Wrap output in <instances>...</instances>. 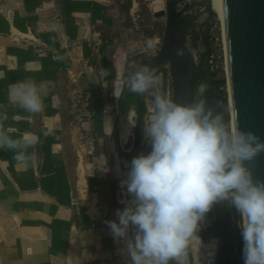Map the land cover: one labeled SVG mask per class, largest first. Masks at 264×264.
Listing matches in <instances>:
<instances>
[{
	"label": "crops",
	"instance_id": "0c3cea01",
	"mask_svg": "<svg viewBox=\"0 0 264 264\" xmlns=\"http://www.w3.org/2000/svg\"><path fill=\"white\" fill-rule=\"evenodd\" d=\"M0 1V113L7 116L0 131L14 140L38 138L26 162L0 148V264H130L107 222L125 207L115 202L130 199L120 182L141 149L132 148L129 132L115 148L114 116L94 111L74 125L66 94L67 68L93 88L99 32L110 24L101 15L107 0ZM25 80L46 89L40 113L11 102L12 88ZM79 133L93 135L91 144L80 145ZM83 186L93 192L95 211L85 209Z\"/></svg>",
	"mask_w": 264,
	"mask_h": 264
},
{
	"label": "clouds",
	"instance_id": "9594fccd",
	"mask_svg": "<svg viewBox=\"0 0 264 264\" xmlns=\"http://www.w3.org/2000/svg\"><path fill=\"white\" fill-rule=\"evenodd\" d=\"M147 46L152 47L151 39ZM124 89L150 101L143 117L150 151L127 162L120 184L130 199L122 200L125 207L116 210L117 219L107 222L113 237L123 240L121 251L130 264H192L193 245L202 246L198 232L206 215L222 202L240 216L244 264H264V179L249 166L264 153V139L229 126L208 104L205 83L197 84L194 98L178 102L163 90L157 68L140 64L125 70L115 96ZM44 94L43 85L25 80L12 88L11 102L36 114L44 109ZM3 119L7 116L0 113ZM135 124L136 115H128V125ZM37 142L34 136L14 140L0 131V148L15 151L18 162H26L27 149Z\"/></svg>",
	"mask_w": 264,
	"mask_h": 264
},
{
	"label": "water",
	"instance_id": "95a60500",
	"mask_svg": "<svg viewBox=\"0 0 264 264\" xmlns=\"http://www.w3.org/2000/svg\"><path fill=\"white\" fill-rule=\"evenodd\" d=\"M199 5H203V8L193 12V7ZM218 6L231 126L237 125L245 131L251 130L264 139V0H218ZM202 10L210 13L208 0H163V9L153 12L154 17H164L157 53L146 58L142 50L134 48L131 53L127 52L126 59L127 62L131 61V64H127L125 70L131 71L132 65L140 64H150L158 71L167 69L174 99L178 102L190 100L192 96L188 80L193 59L187 47L186 37L191 36L192 40L196 38V32L192 29L193 19L195 14ZM178 48L183 51V55H177ZM206 98L208 104L217 110L221 98H214L211 91L207 93ZM143 100V96L127 89L114 98L111 140L115 148H119L120 124L127 119L131 107L135 110L136 130L139 129ZM249 166L256 177L264 179V153L249 162ZM213 208L221 222L215 247V264H226L225 258L231 260L233 257V222L227 210V202L217 203Z\"/></svg>",
	"mask_w": 264,
	"mask_h": 264
},
{
	"label": "rangeland",
	"instance_id": "374dc122",
	"mask_svg": "<svg viewBox=\"0 0 264 264\" xmlns=\"http://www.w3.org/2000/svg\"><path fill=\"white\" fill-rule=\"evenodd\" d=\"M106 4L107 5L103 6L104 7V9H102L103 14L101 13V15L102 18H106L107 20L110 18L108 20L110 24L102 28L99 32L100 34L106 37V41H105V45L102 48V51L101 52L98 51V53L95 54V56L97 57V61L99 63H100V57L101 56L104 57L106 64L111 65V67L114 69V75L116 78L118 77L116 60L121 59L123 61V66H124V62H125L124 58L127 54V51L131 53L134 48H137L143 51V55L146 58H149L157 53L162 38L164 17L163 16L154 17L153 12L163 6V0H130L129 3H127V0H107ZM197 9H198L197 6L193 7V10H197ZM198 24L203 25V31L206 36V43L208 48L206 54L204 55L205 56L204 63H205V69L207 68L208 72H210L209 80L201 79L200 83L207 84L208 90H211V92L214 94L215 97L224 100L226 123L229 126H231L224 49L222 42L223 38H222L221 20L219 15L215 11L211 10L210 13L208 14L207 12L202 10L196 13L193 19V26L197 27ZM149 39H151L152 41V47L147 46V41ZM97 44H100V42L98 41ZM187 47L191 52L193 60H196L197 56L200 53H202L204 50V47L200 42H197L196 46L192 47L188 39H187ZM105 68L108 70L107 67ZM159 74L162 75L163 90L172 93V84L167 69H164L162 72H159ZM195 94L196 92L194 93V97ZM95 102L98 101L96 100ZM144 103L146 105V111H147V106L150 103L147 96L144 97ZM94 108H96V106ZM146 111L144 112L143 117L146 114ZM134 115H135L134 109L131 107L129 117L131 118ZM128 129H129V133H132L131 130L132 128L129 125H128ZM88 136L90 135L88 134ZM92 136L93 135H91L90 137ZM142 139H145L143 134V129H142ZM109 141L110 139L109 140L106 139L105 140L106 144ZM79 142L80 145H83V143L88 144L86 142V139L84 138L80 139ZM93 146H95V143L93 144ZM108 175L112 176L113 173L108 172ZM80 189H84L83 192L79 190L80 191L79 195L81 196L82 201L85 202L84 204L85 209H89L92 207V210L95 211V209L93 208V206H95V201L90 202L88 198L90 196L89 195L90 192L92 191H88V189L85 188V186H83ZM92 198H94V196ZM115 203H116L115 207L122 208L123 206H125L123 203H121V201ZM233 211L235 210L233 209ZM237 215L238 217H235L233 219V216H231V218L233 225L235 226L239 234L240 216L238 213ZM205 225H206V220L204 221L201 229H203ZM131 234L132 233L130 230L129 235ZM217 239L218 238L216 237V234H207L204 236V238L202 239L200 238L202 242V246L199 248L198 242L193 245L191 260H193L195 264H214L215 262L214 250ZM204 245L210 246V248L205 249ZM242 247H243V240H242V236L240 235V238L238 237L236 238V240L233 239L232 264H244V260L242 256Z\"/></svg>",
	"mask_w": 264,
	"mask_h": 264
},
{
	"label": "built area",
	"instance_id": "2783aa9c",
	"mask_svg": "<svg viewBox=\"0 0 264 264\" xmlns=\"http://www.w3.org/2000/svg\"><path fill=\"white\" fill-rule=\"evenodd\" d=\"M94 82L90 89L83 85L81 72L67 68L66 92L72 109V123L79 126L83 121L89 120L94 111L102 117L114 116V99L109 91L108 70L100 64L91 65ZM98 105L94 108V102ZM79 138L86 139L91 144L92 139L86 133H79Z\"/></svg>",
	"mask_w": 264,
	"mask_h": 264
},
{
	"label": "flooded vegetation",
	"instance_id": "af4514ba",
	"mask_svg": "<svg viewBox=\"0 0 264 264\" xmlns=\"http://www.w3.org/2000/svg\"><path fill=\"white\" fill-rule=\"evenodd\" d=\"M192 29L196 32V38L194 40H192L191 36H187L186 37V42H187V39H188L189 40V43H190V45L192 47H195L196 44H197V42H200L203 45V47H204L203 52L200 53L197 56L196 60H193V63H192V72H191V76H190V78L188 80V85L190 86V84H191V87H190L191 96H192V98H194V93L196 92V86H197V84L200 83V80L201 79H205L206 78L207 72L205 70V63H204L205 56L204 55L207 52L208 46H207V43H206V36L204 34V31H203V25L202 24H198L197 27L192 26ZM202 37L204 38V41H202ZM127 52H129V51H127ZM127 54H126V56L124 58V60H125L124 66H123V61L121 59L116 60V68H117V71H118V73H117L118 74V77L115 78V75H114V72H113V77L112 78H115V79H112L111 78L109 80V87H110L109 88V91H110L111 96H113V99L116 97L115 95H118V93H119V86H120L121 81H122V79L124 77L123 72H124V68H125V63L127 64V59H126L127 58ZM163 70H164V68L163 69H160L158 72H162ZM120 74H121V76H120ZM209 91H211V90H208L206 92L205 96L207 95V93ZM212 95H213L214 98H218V97H215L213 93H212ZM218 106H217V110H218ZM145 111H146V105H145L144 100H143L142 116H141V121H140L139 129L136 130V124H135V127H131L132 128L131 129L132 130V133H128L129 132V129H128V125H127L125 127V130H124V135H122V137H123L122 140H123V139H125L127 133H128V135L131 134V137L128 138V142L130 143V145L132 146V148H140L141 149V152H143V153H147L150 150V145L148 144V142L145 139H142L143 114H144ZM134 113H135V110H134ZM143 144H145V146ZM227 210H228V204H227ZM215 218L217 219L216 214H215V210H214V208H212L210 210V214L209 215H206V225L204 226L203 229H200L201 232H198V235H199V237L201 239L204 238V236L207 235V234H216V237L217 238L219 237V233L220 232H217V231L206 232L209 224L211 222H213V220ZM217 242H216V244H217ZM232 248H233V238H232ZM222 251H223V246L221 247V252ZM225 259H226V264H232L233 257L231 258V260H228L227 257ZM214 260H215V250H214ZM214 264H215V262H214Z\"/></svg>",
	"mask_w": 264,
	"mask_h": 264
},
{
	"label": "trees",
	"instance_id": "16d2710c",
	"mask_svg": "<svg viewBox=\"0 0 264 264\" xmlns=\"http://www.w3.org/2000/svg\"><path fill=\"white\" fill-rule=\"evenodd\" d=\"M129 1L130 0H127V3H129ZM99 39H100V44L98 45V51L101 52L103 46L105 45L106 37L104 35H102V34L99 33ZM100 63L104 67H107L108 68V76L107 77H108V80H110L113 77V72H114L113 68L111 67V65L106 64V61H105V59H104L103 56L100 57ZM205 70L207 72L205 79L206 80H209V78H210V72H208L207 68ZM190 87H191V84H190ZM217 111L220 112L223 115V118H224V120L226 122V112H225L224 100L221 101L220 105L218 106V110ZM228 211H229L230 215L233 216V219L235 217H238L237 213L235 211H233V209L231 207H229V206H228ZM209 214H210V211L207 213V215H209ZM220 230H221V222L215 218L213 220V222H211L209 224L206 232H211V231L220 232ZM240 235H241L240 232L238 234L235 226L233 225V228H232V238L236 240V238H238V237L240 238Z\"/></svg>",
	"mask_w": 264,
	"mask_h": 264
},
{
	"label": "bare ground",
	"instance_id": "6f19581e",
	"mask_svg": "<svg viewBox=\"0 0 264 264\" xmlns=\"http://www.w3.org/2000/svg\"><path fill=\"white\" fill-rule=\"evenodd\" d=\"M186 1H189V0H186ZM208 1H209L210 9L213 10V11H215L219 15V17H220L218 0H208ZM202 8H203V5H199L198 6V9L199 10L202 9ZM162 9H163V6L161 8H159V9H157V10H162ZM194 11L195 10H193V12ZM188 12H190V11H188ZM191 13H192V11H191ZM128 53H130V52H128ZM127 64H131V61L130 62H127ZM124 70H125V68H124ZM129 113H130V109H129V112L127 114V119L125 121H123L122 124H120V127H119V139L122 137V135H124L125 127L128 125V121L127 120H128Z\"/></svg>",
	"mask_w": 264,
	"mask_h": 264
}]
</instances>
